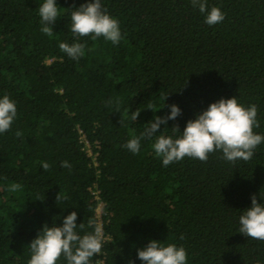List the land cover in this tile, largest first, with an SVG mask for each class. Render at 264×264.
I'll return each instance as SVG.
<instances>
[{"label":"trees","instance_id":"1","mask_svg":"<svg viewBox=\"0 0 264 264\" xmlns=\"http://www.w3.org/2000/svg\"><path fill=\"white\" fill-rule=\"evenodd\" d=\"M56 2L50 38L41 31L44 0H0V97L17 105L11 129L0 133V264H28L43 227L62 226L73 211L81 236L94 230L90 219L102 226L106 242L90 264H144L138 251L154 239L183 246L187 264H264V241L238 231L252 195L264 203V143L249 161L217 151L207 162L185 157L167 167L155 136L139 154L124 147L172 104L181 115L157 136L179 137L173 127L182 132L211 103L234 96L257 105L254 131L264 135V0H207L209 11L225 13L212 26L191 0H101L119 21V44L70 31L71 12L89 0ZM61 42H80L84 56L68 57ZM14 183L21 187L11 192Z\"/></svg>","mask_w":264,"mask_h":264},{"label":"clouds","instance_id":"2","mask_svg":"<svg viewBox=\"0 0 264 264\" xmlns=\"http://www.w3.org/2000/svg\"><path fill=\"white\" fill-rule=\"evenodd\" d=\"M191 3L205 14V22L210 26L222 23L225 19V13L219 7L214 6L209 11L207 0H191ZM39 16L42 33L51 38L54 34L53 25L60 17L56 0H44L39 7ZM70 19V31L75 37L91 36L93 40L103 37L113 44H119L122 39L119 21L103 10L101 0H89L75 8L70 14ZM59 48L68 57L76 60L85 54V46L80 42H61ZM147 108L152 109L154 113L157 111L154 105ZM170 108V114L155 116L154 121H149L144 131L139 136L134 135L124 147L133 154H139L141 141L155 136L152 148L155 155L162 158L163 166L167 167L185 157L207 162L209 154L217 151L222 152L224 160L232 163L238 160L249 161L256 148L264 143V135L254 131L260 127L257 105L245 107L235 96L211 103L206 110L198 113L194 120H189L182 132L178 126L173 127V133H181L179 137L157 136L162 124L167 125L169 120H175L181 115L182 110L178 105L172 104ZM139 114L140 110L132 115V120H137ZM16 117L15 101L8 95L0 97V133L9 131ZM16 135L20 137L22 133L17 131ZM61 166L71 168L68 161H63ZM42 167L47 171L51 165L44 162ZM20 187L14 183L9 191L16 192ZM259 195L264 197V192L261 191ZM61 199L58 194V203ZM251 199L252 206L245 209L239 217L238 231L248 238L264 241V203L258 200L256 194H253ZM88 223L94 230L83 236L76 231L78 226L83 228L84 225L77 224L75 211L64 218L62 226L45 225L29 246L32 255L28 264H57L62 256L67 264H90L94 256L102 254L106 240L99 223L91 219ZM138 258L144 264H187L188 253L183 246L162 245L159 240L154 239L138 251Z\"/></svg>","mask_w":264,"mask_h":264},{"label":"built area","instance_id":"3","mask_svg":"<svg viewBox=\"0 0 264 264\" xmlns=\"http://www.w3.org/2000/svg\"><path fill=\"white\" fill-rule=\"evenodd\" d=\"M86 146H87V152L89 153V155H92L93 154V148L91 147L90 143L88 142V140H86ZM99 206H103V203L101 202L99 204ZM99 206H98V209H99ZM101 213H99L98 211V215H100ZM99 264H104L102 261L99 263Z\"/></svg>","mask_w":264,"mask_h":264},{"label":"rangeland","instance_id":"4","mask_svg":"<svg viewBox=\"0 0 264 264\" xmlns=\"http://www.w3.org/2000/svg\"><path fill=\"white\" fill-rule=\"evenodd\" d=\"M98 211H99V213H101V212H102V208H101V206H99V209H98Z\"/></svg>","mask_w":264,"mask_h":264}]
</instances>
